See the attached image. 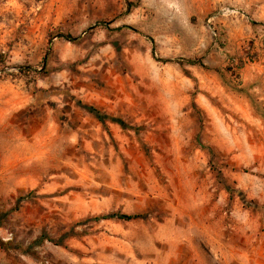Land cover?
Masks as SVG:
<instances>
[{
    "label": "rangeland",
    "instance_id": "374dc122",
    "mask_svg": "<svg viewBox=\"0 0 264 264\" xmlns=\"http://www.w3.org/2000/svg\"><path fill=\"white\" fill-rule=\"evenodd\" d=\"M0 216V264H264V0H0Z\"/></svg>",
    "mask_w": 264,
    "mask_h": 264
},
{
    "label": "trees",
    "instance_id": "16d2710c",
    "mask_svg": "<svg viewBox=\"0 0 264 264\" xmlns=\"http://www.w3.org/2000/svg\"><path fill=\"white\" fill-rule=\"evenodd\" d=\"M68 38H71V37L68 36ZM188 62L190 64H196L195 60H188ZM86 108L89 112L94 114L98 120H100L103 123L113 122V123L119 124L123 128H132L131 125H128L122 119L112 117L92 107H86ZM146 216H147L146 214H141V213L127 214V213H121V212H114V213H109L107 215L94 217V218H91L90 220L98 221V220H106V219H117L120 221H134V220L143 219ZM0 220H1V216H0ZM0 224H1V221H0ZM0 244L3 245L4 243L0 241Z\"/></svg>",
    "mask_w": 264,
    "mask_h": 264
}]
</instances>
